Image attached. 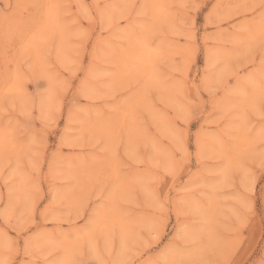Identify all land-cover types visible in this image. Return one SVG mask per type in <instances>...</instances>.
Instances as JSON below:
<instances>
[{
  "label": "rangeland",
  "instance_id": "rangeland-1",
  "mask_svg": "<svg viewBox=\"0 0 264 264\" xmlns=\"http://www.w3.org/2000/svg\"><path fill=\"white\" fill-rule=\"evenodd\" d=\"M0 264H264V0H0Z\"/></svg>",
  "mask_w": 264,
  "mask_h": 264
}]
</instances>
